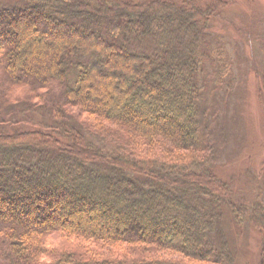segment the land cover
Here are the masks:
<instances>
[{
	"label": "trees",
	"instance_id": "trees-1",
	"mask_svg": "<svg viewBox=\"0 0 264 264\" xmlns=\"http://www.w3.org/2000/svg\"><path fill=\"white\" fill-rule=\"evenodd\" d=\"M231 1L22 0L0 7V87L44 89L38 106L55 119L43 129L4 131V123L19 121L0 97V264H189L93 261L77 253L54 255L67 245L48 252L40 241H31L45 242L42 238L51 234L92 245L155 244L212 264L217 257L210 242L223 241L218 223L221 208L229 204L208 184L215 179L206 166L212 152L201 139L198 106L208 82L232 80L224 44L209 43L216 41L211 23L228 16L225 7ZM206 66L213 79L207 78ZM51 84L61 93L50 95ZM63 106L120 125L126 135L107 136L125 147L161 139L179 165L172 164L174 158L145 162L125 149L106 151L68 124ZM36 108L29 105L14 115ZM182 152L192 155L191 162L183 164L188 157ZM192 182L207 183L209 191ZM15 205L34 217H13L10 206ZM90 205L92 212L83 217ZM229 207L235 220L245 210ZM257 207L251 218L264 224ZM220 247L218 254L230 258L224 242ZM43 258L53 261L41 263Z\"/></svg>",
	"mask_w": 264,
	"mask_h": 264
},
{
	"label": "rangeland",
	"instance_id": "rangeland-1",
	"mask_svg": "<svg viewBox=\"0 0 264 264\" xmlns=\"http://www.w3.org/2000/svg\"><path fill=\"white\" fill-rule=\"evenodd\" d=\"M124 1L138 5L139 2L146 0ZM18 4H22V0H0V7ZM225 9L228 16L225 14L224 18L211 23L212 36L216 41L211 40L209 43L217 47L224 44L223 48L229 63L228 76L230 75L232 80L229 82L226 76L220 78L216 85H212L213 80L206 84L198 106V120L201 139L212 152V156H206V166L215 179L211 178L208 184L215 187H213L215 192L219 198L222 196L224 203L228 202L230 206L242 207L245 210L243 214L236 213L238 218L235 220L229 205L226 204L221 208L218 231L223 241L219 243L217 239H213L210 242L212 249L210 253L213 251V257L215 255L217 257L213 261L210 260V263L229 264V257L226 259L225 255L220 256L222 253L218 254L221 250L220 245L224 242L225 250L230 254L231 264H261L264 255V224L255 221L251 215L257 205H264V0H232ZM208 68L206 66L204 72L207 78L213 79L211 77L213 72ZM226 82L228 85H225ZM4 87V84L0 87V97H4L8 107L12 108V117H17L15 120L19 121L16 124L4 123L2 126L4 131H11L14 126L15 129L21 128L30 132L53 125L55 119L50 117L48 110L44 105L38 106V100L44 89L30 92L24 85L10 87L7 90ZM50 88L47 90L49 94L52 90L61 93L57 85L54 87L51 84ZM101 101L103 103L105 100ZM29 105L36 106L38 110L26 113L25 116L14 115L15 112L22 111ZM63 108L70 115L71 120L68 119V124L77 128L90 141L106 151L114 148L125 149L126 153L127 150L131 151L145 162L163 163L174 158L175 162L172 164L179 165L175 157L167 154V151H172V147L159 138H141L142 140H138L140 145L136 149L125 147L124 144L117 143L107 136L116 133L126 135L125 129L120 125L82 111L79 113V108L76 106H63ZM96 124L107 129L108 132H97ZM189 156V153H184L182 158L188 157V160H183V164L191 162L192 155L190 158ZM208 184L192 182L191 185L209 191L206 187ZM261 207L257 208L260 212H264ZM240 218L243 221H240ZM120 228L118 227V230ZM42 239L45 242L37 237L32 238L31 241H40V245L48 252L56 245H67V250L60 248L62 250L54 251V255L65 252L77 253L84 258L94 257L93 261L102 262L112 260L111 258H124L126 261L161 260L198 264L175 251L161 250L153 246L155 244L135 248L110 242L92 245L74 242L72 238L61 234H51ZM55 257L53 256V259ZM49 261L53 260L41 259V263H50Z\"/></svg>",
	"mask_w": 264,
	"mask_h": 264
},
{
	"label": "bare ground",
	"instance_id": "bare-ground-1",
	"mask_svg": "<svg viewBox=\"0 0 264 264\" xmlns=\"http://www.w3.org/2000/svg\"><path fill=\"white\" fill-rule=\"evenodd\" d=\"M19 205H21V204H19ZM66 207H67V205H66ZM10 208H11V215L13 217L23 218L25 220L30 219V217H32V216L34 217L33 213L30 210H28V208L23 209V208H21L18 205L17 206L15 205V206H12V207L10 206ZM91 212H92V210H91V205H90L87 208H85V212L82 214V216L84 217L85 215H87V214H89ZM58 214L57 215L55 214V216H58ZM108 216L113 217L114 215L113 214H108ZM166 234L168 236L170 235L169 227H168V230H167Z\"/></svg>",
	"mask_w": 264,
	"mask_h": 264
}]
</instances>
